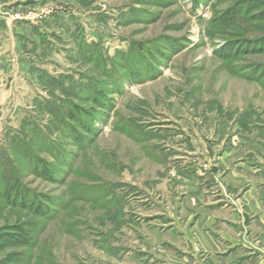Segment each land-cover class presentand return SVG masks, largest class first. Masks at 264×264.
Wrapping results in <instances>:
<instances>
[{"label":"rangeland","instance_id":"374dc122","mask_svg":"<svg viewBox=\"0 0 264 264\" xmlns=\"http://www.w3.org/2000/svg\"><path fill=\"white\" fill-rule=\"evenodd\" d=\"M0 264H264V0H0Z\"/></svg>","mask_w":264,"mask_h":264},{"label":"trees","instance_id":"16d2710c","mask_svg":"<svg viewBox=\"0 0 264 264\" xmlns=\"http://www.w3.org/2000/svg\"><path fill=\"white\" fill-rule=\"evenodd\" d=\"M71 117H72V115H71Z\"/></svg>","mask_w":264,"mask_h":264}]
</instances>
